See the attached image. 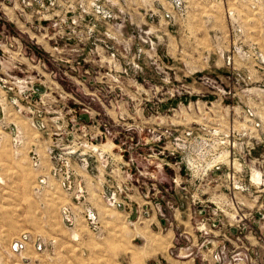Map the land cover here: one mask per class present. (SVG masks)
I'll return each mask as SVG.
<instances>
[{
  "label": "rangeland",
  "instance_id": "obj_1",
  "mask_svg": "<svg viewBox=\"0 0 264 264\" xmlns=\"http://www.w3.org/2000/svg\"><path fill=\"white\" fill-rule=\"evenodd\" d=\"M0 264H264V0H0Z\"/></svg>",
  "mask_w": 264,
  "mask_h": 264
},
{
  "label": "crops",
  "instance_id": "obj_2",
  "mask_svg": "<svg viewBox=\"0 0 264 264\" xmlns=\"http://www.w3.org/2000/svg\"><path fill=\"white\" fill-rule=\"evenodd\" d=\"M41 154V156H43L44 157V155L42 154V153H40ZM45 168H46V170H48V167H49V164L46 162L45 163V166H44ZM87 175V174H86ZM88 176V175H87ZM89 177V176H88ZM92 177V176H91ZM92 179H93V181H94V178L92 177ZM82 180L86 183L87 181V177H85V178H82ZM130 216V214H128V217Z\"/></svg>",
  "mask_w": 264,
  "mask_h": 264
}]
</instances>
